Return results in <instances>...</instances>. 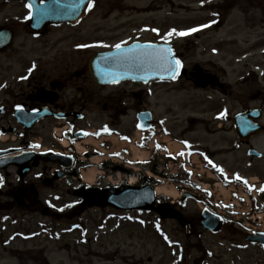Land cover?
I'll return each instance as SVG.
<instances>
[{"label": "rangeland", "instance_id": "rangeland-1", "mask_svg": "<svg viewBox=\"0 0 264 264\" xmlns=\"http://www.w3.org/2000/svg\"><path fill=\"white\" fill-rule=\"evenodd\" d=\"M160 5L161 11L155 14H144L145 9L138 6H145L150 4L149 2ZM127 0L125 5L134 7L133 10H128L123 14H119V18L111 19L109 21H101L95 24L94 19L86 20L76 29H69L65 27L61 30L55 29L54 32L39 41L30 40L27 33L18 31V36L10 47L3 52L0 56V75L12 65V58H19L20 55L26 54H41L45 53L42 49V43L45 41H55L56 38H67L69 36H76V39L63 40L61 44L53 46V49L49 52L50 56L57 58L59 66L74 63V68L71 71L78 69L79 66H85L88 58L96 51L107 50L113 48L116 43H121L124 39L129 37V40L136 39L141 35L139 26L153 21L158 18L157 22L164 24H171L167 22H174L172 25L181 27H188L193 24H202L207 21L215 20L223 22L226 12L229 9H233L230 13V17L227 24L220 28L209 29L204 34L198 36V51L194 52L195 57L192 59L190 55V65L196 64L199 67L210 70L211 72L221 75V70L218 66H223L225 69L232 62L227 60V52L231 49H241L240 52L234 51L235 54L243 53L244 49L248 50L249 43L252 42V55H258L257 58L252 57V71L258 69V79L254 80L255 76L252 75V81L250 79L236 83L238 75H240L241 68L233 66L227 69V78H220L222 83H227L225 86L226 95L217 91H198L193 88L189 83L181 82L174 85H156L149 84L144 89L150 93V97L147 99L146 108L150 109L154 113L156 127L154 131L158 130V133L165 135V138L160 137L159 141L162 144L163 141L167 144H162L165 147L171 149L174 143H179L184 137L192 145L195 150L192 162L193 166H190V174L187 172L175 173L173 169H168L166 166L162 170L163 176H157L149 172L146 166L141 172H135L133 176L127 177L118 174L114 175L111 172L104 170H98L99 174L93 181L92 185L96 184L99 175L105 179L103 184L117 185L120 183H128L133 181L136 184L140 181L142 176L150 177L153 181L154 187H166V189H178L177 185L182 184L185 181H195V183H201L206 185V181L211 184L219 186L220 180L214 178L213 173H208L205 167H203L201 155L205 151V145L212 140L210 138H204L203 134L207 131H213L220 125H216L212 122L214 116L219 114L217 110L220 108V113H225L232 117L233 113V98L238 96L239 86H242V91L249 89L252 86V96L255 92L259 98L264 96V59H260L264 51L261 50L264 46V0ZM226 2L225 5L219 8V3ZM157 7V6H156ZM22 3L20 1L14 2L7 8L0 10V20L2 16L8 14L14 18L21 10ZM246 11V14H243ZM222 12V13H221ZM213 13H218L214 16ZM160 18V19H159ZM217 19V20H216ZM156 21V20H155ZM95 22V23H94ZM94 23V25H92ZM122 24L123 28L118 30V35L110 30V26ZM156 24V23H155ZM215 27V26H214ZM252 27V29L250 28ZM100 28V31L96 32V29ZM144 39L152 38L150 32L142 33ZM236 38V46L228 48L226 54L222 55L220 51H214L213 48L226 49L222 41L230 38ZM86 39L95 40L91 50L87 52H77L80 54L78 60H75L70 54V45L74 44L75 40L84 41ZM85 41V42H90ZM196 42V41H195ZM223 43L219 45V43ZM50 45L49 47H51ZM191 45H188V48ZM242 51V52H241ZM185 52V50H183ZM222 52V50H221ZM84 53V54H81ZM190 52H187L188 55ZM192 54V55H193ZM221 54V55H220ZM197 56V57H196ZM221 58H225V62L220 61ZM260 67V68H259ZM14 69H19L16 67ZM244 74V72H243ZM86 85L90 87L93 85L89 79L85 80ZM226 81V82H225ZM260 85V86H259ZM126 91H136L142 87L126 85ZM240 90V91H241ZM262 91V93H259ZM229 93V95H228ZM230 93L232 95H230ZM243 96V93H241ZM1 97V92H0ZM260 100V99H257ZM252 99V107L258 106L259 102ZM133 100L128 98V104L132 106ZM224 106L221 107V104ZM130 107L127 111L129 115H125L122 119V129H126L128 134L132 133V125L134 122L133 110L130 111ZM123 109V108H122ZM196 119L193 124L186 122L187 119ZM102 121L106 119L103 116ZM211 120V121H210ZM92 122H96L95 120ZM100 122L91 124L92 127L100 126ZM186 128L187 131L192 129V135H182V131ZM230 123L222 125V131L218 134L217 144L221 146L220 140L226 142L230 137L233 140V133L229 132ZM166 130V131H164ZM229 132V133H227ZM35 135L39 137L48 136L50 131H46L43 125H39L34 130ZM227 133V134H226ZM130 136H133L130 135ZM129 136V137H130ZM183 136V138H182ZM172 138V139H171ZM179 138V139H178ZM210 139V140H208ZM230 139V140H231ZM186 141V140H183ZM114 149H118L116 142ZM45 146V145H44ZM83 144L81 147L83 148ZM252 146L258 151L264 153V133L259 135L252 141ZM81 148V149H82ZM211 150V149H210ZM212 151V150H211ZM243 151L238 155L227 157L224 159V163L232 164L236 162L239 171H244V175L250 176L249 167L246 165L247 158L243 155ZM83 158L82 156H79ZM148 158V157H147ZM152 158V157H151ZM157 163L158 160L155 157L151 163ZM145 164V163H144ZM252 164L263 166V162L252 161ZM54 167H52L53 169ZM105 173V174H104ZM242 174V173H240ZM201 178V179H200ZM70 181H73V185L76 183L74 180L68 178L57 184V189L44 191L48 195H59L60 201H49V209L53 211L61 212L60 209L65 210L63 214L70 213L68 205H73L76 202V196L73 195V185ZM200 185V184H199ZM219 188V187H218ZM175 191V190H174ZM216 196L219 198V193L216 191ZM159 199L165 201H173V197L159 195ZM179 198V195L176 199ZM214 201L213 199H211ZM78 208V207H77ZM74 208L71 211L77 209ZM199 208L194 205L193 202H187V212H195ZM48 210V214L55 213ZM74 215L77 212H71ZM80 213V214H79ZM108 219L106 225L101 224L103 219ZM121 218V219H120ZM79 224L82 226L80 230H88L86 237L80 230L71 231V225ZM40 225H44L46 231L45 237L36 238L34 241H30L26 244L16 242L14 247L20 250L27 248L29 253L23 254L24 257L30 256L27 264H41L44 259L49 264H193L194 260L202 256L200 248H195L193 245H201L206 250V258L203 264H254V261L258 259L264 262V254L256 253L255 249L249 248L246 242L238 238V243H232L230 238H225L222 234L213 235L201 231L197 228L198 236L190 238L186 235L183 229L174 221H160L154 213H127L110 210L103 208L96 210L93 208L85 211H78V216L70 218L57 219L52 216L49 220L43 217H38L29 223V230L35 235L40 231ZM102 226V227H98ZM99 228H102L99 230ZM102 230V231H101ZM165 237L168 239L166 240ZM200 241V244L196 243V240ZM43 252V255H39V252ZM211 253V255H209ZM35 260H38L34 262Z\"/></svg>", "mask_w": 264, "mask_h": 264}, {"label": "flooded vegetation", "instance_id": "flooded-vegetation-1", "mask_svg": "<svg viewBox=\"0 0 264 264\" xmlns=\"http://www.w3.org/2000/svg\"><path fill=\"white\" fill-rule=\"evenodd\" d=\"M16 1L22 0H0V10L7 8ZM127 0H93L94 7L91 10H87L81 22L76 25H71L69 29H76L82 25V23L89 19H94L95 24L101 21H109L111 19H118L119 14H123L128 10H133L134 7L125 5ZM23 3V2H22ZM24 4V3H23ZM25 5V4H24ZM150 9L149 7H142ZM246 13V11H243ZM227 14L229 12H226ZM23 18L17 16L13 18L8 14L4 15L3 20L0 22V29L8 30L12 39L18 36V31L27 33L25 28L26 19L30 16L29 9L26 6V10L22 12ZM94 23L92 25H94ZM63 26H48L41 32V36L48 35L54 32L55 29H63ZM146 27L142 26L138 29L142 35L146 32ZM123 28L122 24L110 26V30L114 35H118V30ZM172 26H167L163 29L164 38L160 40L162 36L161 27L153 23V27L150 28L154 40L153 42H164L167 33L171 31ZM148 30V29H147ZM155 30V31H153ZM100 31V28L96 29V32ZM29 33V32H28ZM27 33V34H28ZM131 39L133 41H146L140 39ZM76 36H69L67 38H56L55 41L43 42L42 49L45 53L41 54H26L20 55L19 58L13 59L11 67H19L15 70H5L0 76L1 97H0V133L5 135L8 132L9 138L5 143L0 144V162L7 164L3 169H0V264H27V260L30 258L24 257L23 254L29 253L27 248L24 250L14 247L16 242L26 244L31 241L29 223L38 217H48L47 214L38 213V208H34V205L44 206L45 204V188L44 181L52 176V173L48 164L42 161L34 163V158L44 152L54 150L55 153L66 154V156L72 157L73 148L70 146L69 152H63L57 150L58 146L48 136L39 137L35 135L34 129L39 125H43L46 131H50L55 126H60L58 130L65 129L62 127L63 123L68 124L63 136L67 138V134L83 132L81 124H86L89 117L102 116L105 112L107 115V122L103 124V129H109L113 132L112 127L116 125L120 118L127 112L126 101L128 98L132 100L137 99L136 107L139 108L144 102L145 93L143 90L126 91V88L119 90H109L104 87H97L95 85H86L87 79L90 80L87 72L86 65L79 66L78 69L71 71L75 64H67L59 66L57 58L49 55V52L53 49V46H57L63 40L76 39ZM90 42H85L89 41ZM86 39L84 41H76L70 45V54L75 60H78L77 52H87L91 50L95 40ZM168 44H171L176 52L177 58L181 63L190 61V54L186 55L190 51L188 44H177V39L173 36L167 37ZM129 42V37L126 38ZM131 41V42H133ZM63 43V42H62ZM52 44L51 47H49ZM87 45V47H83ZM185 50V52H183ZM84 54V53H81ZM245 56V55H240ZM252 60V55H248ZM188 65V64H187ZM184 67V66H183ZM185 72L178 80L185 83L192 84L194 75V66L189 69V66H185ZM203 71L209 72L208 69ZM241 76L243 73L241 72ZM26 77V78H25ZM240 77V76H239ZM249 81H252V74L249 75ZM248 79H245L246 81ZM222 82H220L221 84ZM210 89V88H207ZM223 94L226 87L218 85L216 88ZM242 86H239L238 96L233 98L235 105L232 107V117L223 115V117H213V123L227 124L230 123V128L233 131L235 139L226 142V146L221 150L215 149L211 151L209 156V150L206 148L207 162L211 160L216 167L211 168L208 163L207 166L217 171V168L222 169L224 173L238 172L236 162L224 167L222 157L234 156L242 149L247 154L252 149V138L249 140H239L234 134V126L237 122L242 124L252 125L259 124L264 125V97L259 98L257 93L252 96V86L242 91ZM241 90V91H240ZM243 93V96H241ZM259 93H262L260 91ZM229 95V93H228ZM230 95H232L230 93ZM264 96V95H263ZM252 99L259 102L258 106L252 107ZM224 104H221V107ZM123 108V109H122ZM221 109V108H220ZM217 114H221L219 111ZM254 109L258 110L257 120L254 117L256 113L252 114ZM45 110L47 115L52 111L54 114L60 115L62 118H56L57 116H50L40 120L36 127L30 131H26L23 125L17 123V117L31 116L32 113ZM225 114V113H224ZM188 122H193L188 120ZM56 129V128H55ZM10 130L12 132H10ZM6 131V132H5ZM187 131L183 132V135L187 134ZM217 133H221V130L215 129L209 131L205 137L213 138ZM57 140V139H56ZM72 144V141H70ZM38 145L39 147H33ZM45 145V146H44ZM56 148V149H55ZM217 152V153H215ZM35 154V155H33ZM94 154H96L94 152ZM88 158L94 156L91 153L85 155ZM11 158V161H5ZM123 160H125L123 158ZM123 160H120L119 165H123ZM18 162L19 164H16ZM81 163H79L74 157V168L78 169ZM181 162L173 161L174 168H178ZM107 166V165H106ZM108 167V166H107ZM250 180L248 184H243L239 188V185L232 182V189L236 194V200H231L226 205H219L220 215L222 216V226L219 233L225 238H230L232 243H238V238H244L246 234L252 237H256L258 234H264V192L259 189L264 187V166H258L252 164V158L248 161ZM224 168V169H223ZM221 177V176H220ZM66 178V177H65ZM233 178V176H231ZM231 181V179H228ZM57 183H53L50 189H56ZM81 190H84V186L79 184ZM249 188L252 190L249 191ZM194 190L193 187L190 188ZM239 191V192H238ZM248 200V206L242 201L243 198ZM169 204V203H168ZM180 214L187 216V233L196 236V213L187 212L182 206V201L179 203L169 204ZM242 214V216H240ZM243 218L247 224L240 222ZM249 247L255 249L256 253L264 254V248L261 245L249 244ZM14 260L13 262H9ZM254 264H264L261 259L254 261Z\"/></svg>", "mask_w": 264, "mask_h": 264}, {"label": "water", "instance_id": "water-1", "mask_svg": "<svg viewBox=\"0 0 264 264\" xmlns=\"http://www.w3.org/2000/svg\"><path fill=\"white\" fill-rule=\"evenodd\" d=\"M56 5L57 3L55 1H47V3L43 7L37 9L36 16L38 18L42 17V19H46L48 17V14L57 13ZM64 6L67 7V5ZM70 8L74 9L75 7ZM122 49H124L125 51H127L128 49H132L133 51L129 53L130 55H139L144 51V49L137 47V45ZM155 49L159 50V48ZM120 55L121 53L116 49V51L112 53L98 55L91 59V61L89 62V69L93 79L97 83H100V78H102L100 76V73L101 75H105V78L108 80L110 79L109 76H112V79H110V81L117 79L147 82L149 80L165 78L169 76V73L164 71L162 68L159 70L155 68H145L136 64L129 65L127 63L117 62V60L111 59ZM209 83L215 85L214 81H212V78L206 75L196 76V87L204 88ZM252 155L258 156V154L254 151L252 152ZM181 197L182 199L186 198V193H182ZM86 198H88L87 195ZM89 199L92 204L97 206H101L106 201L111 207L118 209L146 211L154 209L153 192L149 187H145L142 189L123 187L118 190H105L99 197H97L96 195V198L90 197ZM154 210L160 215L162 219H178L180 222H182L181 218L173 210L166 209L163 205H158ZM201 226L208 230L217 231L219 226V219L216 217L210 218L207 216H202ZM247 239L249 238L247 237Z\"/></svg>", "mask_w": 264, "mask_h": 264}, {"label": "snow or ice", "instance_id": "snow-or-ice-1", "mask_svg": "<svg viewBox=\"0 0 264 264\" xmlns=\"http://www.w3.org/2000/svg\"><path fill=\"white\" fill-rule=\"evenodd\" d=\"M27 7L29 9V13H31V5H28ZM86 7L88 8V10H91L92 7H94L93 0H89ZM213 15L214 16L218 15V13H213ZM212 23H216V21L213 20L208 24L202 25L201 28H192L186 32L184 31L176 32L175 30H172L167 33V37H171L173 35L180 36V37L187 36V35H190L191 33L200 31L202 28L211 27ZM167 37H165V43H168ZM83 47H87V45H84ZM137 47L144 49V51L139 55H130L129 53L133 51L132 49H128L127 51H125L124 49H122L120 44H116L115 48L121 53V55L115 58H111V59H115L117 60V62H124L129 65L136 64L138 66L145 67V68H155L157 70L162 68L164 71L170 74L172 79H175L176 76L179 74V70L181 68V61L174 58L170 48L156 50L154 45H138ZM106 59H109V58H106ZM223 115L224 113L221 114V117H223ZM104 131L107 132V129L105 128ZM84 135H88V133H84ZM33 147H39V146L34 145ZM181 155H183V153H181ZM208 163L212 164V161L209 160ZM212 166L216 167L214 164H212ZM217 171L222 172V169L217 168ZM236 178L238 180L240 179L239 176H237ZM0 183H2V181H0ZM251 190L252 189L249 188V191ZM259 190L261 192H264V187H261ZM70 206L71 205H68V207ZM60 210L62 211L63 209H60ZM165 239L167 240L168 238L165 237ZM209 255H211V253H209Z\"/></svg>", "mask_w": 264, "mask_h": 264}, {"label": "bare ground", "instance_id": "bare-ground-1", "mask_svg": "<svg viewBox=\"0 0 264 264\" xmlns=\"http://www.w3.org/2000/svg\"><path fill=\"white\" fill-rule=\"evenodd\" d=\"M137 137H138V135H137ZM62 144L64 146H66L67 142L63 141ZM120 146H122V144H120ZM78 148H80L79 145H78ZM179 148L180 147L175 144L170 150L177 151ZM131 149H132L131 151L134 153V158L136 160H141V159H144L146 157V154L144 152H142V151L140 152L133 147ZM94 163H97V162L94 161ZM82 174H83V178L87 181V183H93L98 172L96 171L95 168H91V169L84 171ZM129 183L133 184V181H130ZM155 191L157 194H161V195L168 196V197H173L174 199L177 198V193L173 189L168 190V189H166V187H156ZM223 196L226 197L227 193L224 192Z\"/></svg>", "mask_w": 264, "mask_h": 264}]
</instances>
